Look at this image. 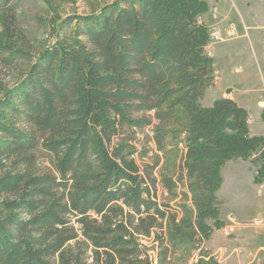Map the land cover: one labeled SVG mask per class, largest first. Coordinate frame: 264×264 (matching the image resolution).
Segmentation results:
<instances>
[{
	"label": "trees",
	"instance_id": "16d2710c",
	"mask_svg": "<svg viewBox=\"0 0 264 264\" xmlns=\"http://www.w3.org/2000/svg\"><path fill=\"white\" fill-rule=\"evenodd\" d=\"M18 7L0 0V66H20L0 85V264H170L223 225L227 159L253 156L263 182L247 110L201 102L214 71L205 1L112 0L70 34L53 23L36 53Z\"/></svg>",
	"mask_w": 264,
	"mask_h": 264
},
{
	"label": "rangeland",
	"instance_id": "374dc122",
	"mask_svg": "<svg viewBox=\"0 0 264 264\" xmlns=\"http://www.w3.org/2000/svg\"><path fill=\"white\" fill-rule=\"evenodd\" d=\"M18 2L17 18L30 46L31 52L36 53L38 49L51 44L54 41L53 23L57 29L61 27L65 33L70 34L77 23L75 17H82L93 11L100 9L112 0H16ZM206 2L207 11L202 19L211 33H220L218 39H210L206 49L213 58L214 71L211 85L205 93L216 91L227 86L225 73L238 69L234 78L237 82L250 79L256 85L259 80L258 92H255L257 100L264 103V0H203ZM71 18L70 22H67ZM240 22V24L238 23ZM233 24V32L228 33V25ZM241 30H237V26ZM227 28V29H226ZM232 51L231 53L228 51ZM230 53V54H226ZM257 61L255 60V58ZM11 68L0 66V85H12L16 81V73L19 71V64ZM227 70V71H226ZM234 88H227L219 91L222 95L233 94ZM1 95V92H0ZM251 119L257 118V112L251 103L248 107ZM167 144L172 147L173 138L167 139ZM140 147V144H136ZM152 153H157L154 143L149 145ZM182 151L183 146L179 144ZM161 163H167L163 153H159ZM151 155V154H150ZM253 156L244 158L252 159ZM233 158V157H232ZM243 158V157H242ZM169 163V162H168ZM254 166V165H253ZM255 171L256 167L254 166ZM232 201H227L224 210L232 211ZM235 214V213H234ZM257 218L253 224L259 228H264V216L255 213ZM234 226L235 223L233 222ZM142 243L147 247L152 259L155 258V251L152 242L142 239ZM222 254L225 251H221ZM219 251H213L207 244L206 239L196 242L192 247H181L170 264H191L198 257L204 256L205 259L212 257L219 264Z\"/></svg>",
	"mask_w": 264,
	"mask_h": 264
},
{
	"label": "crops",
	"instance_id": "0c3cea01",
	"mask_svg": "<svg viewBox=\"0 0 264 264\" xmlns=\"http://www.w3.org/2000/svg\"><path fill=\"white\" fill-rule=\"evenodd\" d=\"M238 23L240 24V22ZM231 24L227 27L229 28ZM236 26L237 30H241L239 25ZM254 58L257 61L256 57ZM237 71L236 67L230 73L227 71L225 76L229 81L228 85L224 87L225 84H223L221 90L219 88L216 91L204 93L201 102L203 105L209 106L214 100L221 97L233 99L248 112L249 133L264 137V103L259 102L255 95V92L259 91V80L256 85L251 83L250 79H242L237 82L234 78V73L237 74ZM231 87L235 91L233 94H219L223 88L225 90ZM250 103L257 112V118L254 120L251 119L248 109ZM220 174L222 181L216 191L217 197L222 201L220 218L224 224L228 222V216L232 215L236 232L231 236H225L220 227H214L209 238L206 239L207 244L211 250L219 251V264H264V228L253 224V220L257 218L255 213L264 216V180L261 183L254 181L256 171L250 158L227 159L221 166ZM227 201H232L231 208L233 210L222 212V207ZM223 250L225 253L222 254Z\"/></svg>",
	"mask_w": 264,
	"mask_h": 264
},
{
	"label": "built area",
	"instance_id": "2783aa9c",
	"mask_svg": "<svg viewBox=\"0 0 264 264\" xmlns=\"http://www.w3.org/2000/svg\"><path fill=\"white\" fill-rule=\"evenodd\" d=\"M233 32V24L229 26L228 33ZM220 36V33H211L210 32V39H218ZM221 232L225 236H231L236 232V226L233 224V218L232 215L228 216V222L224 223L223 225L220 226Z\"/></svg>",
	"mask_w": 264,
	"mask_h": 264
}]
</instances>
